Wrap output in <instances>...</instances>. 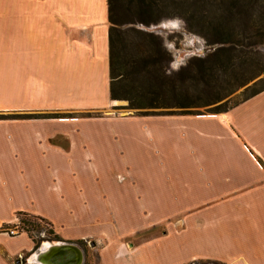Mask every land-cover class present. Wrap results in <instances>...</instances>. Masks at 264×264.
I'll use <instances>...</instances> for the list:
<instances>
[{
	"label": "crops",
	"instance_id": "1",
	"mask_svg": "<svg viewBox=\"0 0 264 264\" xmlns=\"http://www.w3.org/2000/svg\"><path fill=\"white\" fill-rule=\"evenodd\" d=\"M108 29L107 0L0 4V229L39 218L98 264H264V91L220 114H112ZM33 247L0 233V264Z\"/></svg>",
	"mask_w": 264,
	"mask_h": 264
},
{
	"label": "trees",
	"instance_id": "2",
	"mask_svg": "<svg viewBox=\"0 0 264 264\" xmlns=\"http://www.w3.org/2000/svg\"><path fill=\"white\" fill-rule=\"evenodd\" d=\"M107 16L109 98L111 102H127L124 109L136 111V116L196 115L200 113H193L192 110L211 106L206 113H225L237 104L232 107L218 104L236 88L264 73V66L256 67V71L235 88L228 89L229 84L227 88L216 85L226 77L229 81H232L230 78L235 79L238 69L259 66L256 55L246 51V48L264 44V0H107ZM166 17L182 18L188 31L203 37L206 45L213 46L214 51L204 58L188 60L187 66L179 72L166 74L163 64L170 61V55L162 47L161 38L145 30ZM255 39L262 42H253ZM237 52L240 55H236ZM260 84L242 101L263 92L264 81ZM66 116L69 115L20 117ZM6 118L0 116V119ZM16 216L19 228L28 235L42 229L33 224L34 221L48 226L39 218L23 213ZM47 234L49 241H61L51 229L47 230ZM31 239L34 252L38 243ZM78 244L83 245V242ZM96 260L98 263L97 255ZM189 264L218 263L196 261Z\"/></svg>",
	"mask_w": 264,
	"mask_h": 264
},
{
	"label": "rangeland",
	"instance_id": "3",
	"mask_svg": "<svg viewBox=\"0 0 264 264\" xmlns=\"http://www.w3.org/2000/svg\"><path fill=\"white\" fill-rule=\"evenodd\" d=\"M8 2V0H0V4H6ZM168 13L172 14L173 12L171 10H168ZM174 15V14H172ZM140 28V27H138ZM146 31L148 32H154V29L152 26L148 27V28H145ZM258 41V42H257ZM247 42V40L245 41V43ZM253 42H257V43H261L262 41L259 42V39H255L253 40ZM244 43V44H245ZM258 46H264V44H258ZM213 47V46H212ZM210 47V46H207L204 47V52L206 54L210 53V52H213L214 49ZM215 49H216V45L214 46ZM219 47V46H218ZM248 52H252L254 55H256L255 57L257 58L258 60V65L259 66H246L245 69H238L237 70V76L235 79H231L232 81H229L228 78H224L223 80H219V82H217V86H221V87H228V84L230 85L228 87L229 88H235V86L237 87L238 84L240 82H242L244 80V78H248L250 77V74L254 73L256 71V67H259L261 68L262 66H264V48H259L257 46H254L252 48L248 47L246 48ZM201 49L200 47H193L192 48V51L191 52H188L186 49H182L180 51H178L176 53L178 59H186L187 56L189 55H192V53H195L196 55H193V58L194 57H198L199 56V53H200ZM167 52V51H166ZM168 55H170L168 52H167ZM236 55H240V52H237ZM172 60V56L170 55V61ZM164 62V68H167L168 67V64L169 62ZM237 61L235 62V65H237ZM261 81H264V73L259 75L258 77L254 78L253 80H251L249 83L245 84L244 86H239L238 88H236L231 95H229L226 99H224L221 103H219L218 105H225L226 107H232L234 105H238L244 101H242L244 98H246L247 96H249L251 94V92L254 90V89H258L259 85L261 86L260 82ZM127 105V102H123V101H120V102H116L115 103V106L117 109H113V107L111 108V113L112 114H115V115H120V116H127V115H133L135 116L136 115V111H133V110H128V109H124V107ZM236 105V106H237ZM213 106L211 107H207V108H197L195 110H192L193 113H200V114H205L207 111H209L210 108H212ZM200 114H197V115H200ZM98 116V114H95ZM33 224H37L39 225L42 229L40 230V232H36V231H32L31 234H29V236L31 238H33L37 243H38V248L32 252V254H35V256H37L39 253H40V249H42V247L44 246V244L46 243V245H55L57 242L56 241H49V235L47 234V230L49 229L48 226H46L44 223H41V222H38V221H34L32 222ZM19 227L20 224L18 222V229H20ZM21 230V229H20ZM19 230V231H20ZM22 231V230H21ZM23 232V231H22ZM91 241L83 244V245H78L80 248H82L83 251V254H84V262L83 264H98L97 263V260H96V253L94 251H92V247L91 244H90ZM31 256L30 255H23L21 258H20V261L22 262V264L25 263V261Z\"/></svg>",
	"mask_w": 264,
	"mask_h": 264
},
{
	"label": "clouds",
	"instance_id": "4",
	"mask_svg": "<svg viewBox=\"0 0 264 264\" xmlns=\"http://www.w3.org/2000/svg\"><path fill=\"white\" fill-rule=\"evenodd\" d=\"M152 27L154 29L152 34L161 38L162 47L172 56V60L166 68V74L171 75L172 72H179L182 67L187 66L188 60L192 59L193 55H196L192 53V55L187 56L186 59H178L176 53L182 49L191 52L193 47H200L201 51L198 58H204L206 55L203 50L204 47H206V41H204L203 37L188 31L186 22L182 18H162L158 24ZM257 47L258 49L264 48V46Z\"/></svg>",
	"mask_w": 264,
	"mask_h": 264
},
{
	"label": "water",
	"instance_id": "5",
	"mask_svg": "<svg viewBox=\"0 0 264 264\" xmlns=\"http://www.w3.org/2000/svg\"><path fill=\"white\" fill-rule=\"evenodd\" d=\"M94 247V243H91ZM84 254L76 244L60 243L48 246L37 255L38 264H83Z\"/></svg>",
	"mask_w": 264,
	"mask_h": 264
},
{
	"label": "built area",
	"instance_id": "6",
	"mask_svg": "<svg viewBox=\"0 0 264 264\" xmlns=\"http://www.w3.org/2000/svg\"><path fill=\"white\" fill-rule=\"evenodd\" d=\"M18 229V226L16 227H4V228H1L0 229V233L1 234H4V235H7V236H11V237H14V236H17L18 234L22 233V231Z\"/></svg>",
	"mask_w": 264,
	"mask_h": 264
},
{
	"label": "bare ground",
	"instance_id": "7",
	"mask_svg": "<svg viewBox=\"0 0 264 264\" xmlns=\"http://www.w3.org/2000/svg\"><path fill=\"white\" fill-rule=\"evenodd\" d=\"M45 248H47V247H45ZM32 262H34L35 264H38V263H37V256H36L35 258L32 259Z\"/></svg>",
	"mask_w": 264,
	"mask_h": 264
}]
</instances>
